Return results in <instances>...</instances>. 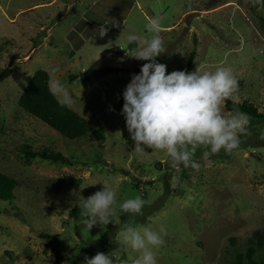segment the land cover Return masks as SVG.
Returning <instances> with one entry per match:
<instances>
[{
    "label": "rangeland",
    "instance_id": "374dc122",
    "mask_svg": "<svg viewBox=\"0 0 264 264\" xmlns=\"http://www.w3.org/2000/svg\"><path fill=\"white\" fill-rule=\"evenodd\" d=\"M257 3L0 0V69L10 56L16 58L11 75L0 83V173L18 183L13 202L0 201V264H59L53 248L65 259L61 264H85V257L97 252L110 255L113 264H131L138 253L119 237L130 220L166 229L157 264H233L234 254L264 231V119H251L239 148L230 153L221 150L203 160L198 149L197 169L173 167L163 151L135 154L121 115L122 93L146 61L131 57L138 45L126 36H149L146 17H158L165 51L156 60L167 73L230 66L238 89L227 99L264 114V7ZM191 52L194 62L186 69ZM53 66L60 68L55 78L74 98L67 107L92 128L76 140L17 105L34 73L45 71L50 78ZM83 74L86 82L69 81L70 75ZM221 107L226 116L235 112L227 111L225 101ZM22 145L50 149L71 165L29 158L18 152ZM103 185L117 193L120 214L114 223L88 231L81 224L79 197ZM136 196L144 201L141 213L120 212L119 203ZM75 208L80 209L72 217Z\"/></svg>",
    "mask_w": 264,
    "mask_h": 264
},
{
    "label": "clouds",
    "instance_id": "9594fccd",
    "mask_svg": "<svg viewBox=\"0 0 264 264\" xmlns=\"http://www.w3.org/2000/svg\"><path fill=\"white\" fill-rule=\"evenodd\" d=\"M115 26V23L114 25ZM145 30L149 36L130 33L128 43H136L132 58L146 61L138 74L131 76L123 93L121 115L125 127L134 142L132 151L140 156L146 150L163 151L173 167L197 169L194 159L198 149H203L201 159L207 160L221 150L230 153L239 148L241 136L248 131L250 116L235 111L227 116L222 112L223 102L238 89V79L230 66H220L214 71L166 72L167 66L158 63L156 57L164 53V41L160 33L158 17H146ZM106 29L101 27L99 35ZM58 66L49 69L48 87L61 106H71L74 98L65 83L56 79ZM81 224L89 231L94 226L114 223L120 214L117 193L103 185L100 191L79 197ZM144 201L141 197L120 202V212L140 214ZM166 229L163 225L136 226L134 220L123 223L119 230L121 244L138 253L131 264H157V254L164 245ZM85 264H113L110 255L97 252L85 257Z\"/></svg>",
    "mask_w": 264,
    "mask_h": 264
},
{
    "label": "trees",
    "instance_id": "16d2710c",
    "mask_svg": "<svg viewBox=\"0 0 264 264\" xmlns=\"http://www.w3.org/2000/svg\"><path fill=\"white\" fill-rule=\"evenodd\" d=\"M261 1L264 7V0ZM7 45V43H4V46ZM194 57V52H191L186 62V69L192 67ZM15 60L16 58L14 56H10L7 64L0 69V83L4 82L11 75V69ZM75 80L86 82L87 77L85 74L81 76H69L70 82ZM48 81L49 76L45 71L35 72L19 96L17 102L18 107L68 140H76L89 134L92 130L90 124L67 106H61L57 102L56 98H54L49 91ZM225 108L228 112L240 111L247 113L251 119H264V114L258 113L253 105L246 102L234 104L226 99ZM17 150L29 158H40L41 160L50 161L52 163L71 165L68 159L63 158L60 154L50 149L35 151L28 145H22ZM17 186L18 183L14 179L0 173V201L7 203L13 202L14 190ZM79 209L80 208L73 209L70 215L73 217ZM15 214L16 218L22 216L20 213ZM41 237L49 241L57 239V235L51 237L41 234ZM257 251H261L262 253L256 256ZM52 253L57 263L61 264L64 262L65 259L60 252L53 248ZM233 264H264V231L254 234V238L249 241L248 247L244 252H236L234 254Z\"/></svg>",
    "mask_w": 264,
    "mask_h": 264
},
{
    "label": "crops",
    "instance_id": "0c3cea01",
    "mask_svg": "<svg viewBox=\"0 0 264 264\" xmlns=\"http://www.w3.org/2000/svg\"><path fill=\"white\" fill-rule=\"evenodd\" d=\"M260 1V4H261V7H262V1L261 0H259ZM258 4V6L260 5L259 3H257ZM225 5H228V4H225Z\"/></svg>",
    "mask_w": 264,
    "mask_h": 264
}]
</instances>
